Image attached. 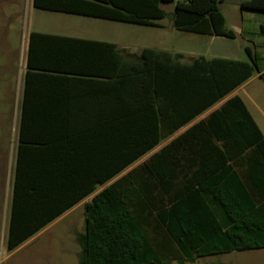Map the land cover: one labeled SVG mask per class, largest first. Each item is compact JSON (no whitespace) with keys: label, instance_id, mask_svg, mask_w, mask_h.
I'll return each mask as SVG.
<instances>
[{"label":"crops","instance_id":"obj_1","mask_svg":"<svg viewBox=\"0 0 264 264\" xmlns=\"http://www.w3.org/2000/svg\"><path fill=\"white\" fill-rule=\"evenodd\" d=\"M245 1L230 0L240 21L253 18L264 35V12L242 9ZM30 2L33 10L49 12ZM226 2L219 7L235 38L197 35L207 40L204 47L175 45L166 35L135 47L78 29L28 30L13 72L16 126L0 149V240L7 257L62 225L79 247L80 262L89 217L103 213L112 223L125 215L140 228L145 215L162 212L163 199L174 213L185 204L192 221L205 215V230L245 223L254 232L245 240L264 243V90L254 85L264 75L258 66L264 42L237 43L243 32L230 27L221 8ZM158 23L150 28L175 29ZM32 33L44 37L36 38L31 65ZM144 49L158 53L152 78L116 79L115 50L125 62L140 64ZM251 58L255 73L235 86L242 73L230 62ZM115 117H123L129 135L124 149L140 150L153 140L117 174ZM33 229L39 230L29 237ZM19 239L10 250L11 240Z\"/></svg>","mask_w":264,"mask_h":264},{"label":"trees","instance_id":"obj_2","mask_svg":"<svg viewBox=\"0 0 264 264\" xmlns=\"http://www.w3.org/2000/svg\"><path fill=\"white\" fill-rule=\"evenodd\" d=\"M222 2L223 0H34V7L49 12L159 27L158 22L167 17L163 5L174 4L173 27L177 31L234 39L235 33L227 28L219 7ZM241 7L264 12V0H248L243 2ZM41 37L44 36L31 34L29 51L31 65L36 38ZM108 46L116 49L115 45ZM247 53L250 55L248 49ZM157 54L153 50L144 49L140 54L141 63L134 64L125 62L115 50V66H117L115 69H118L115 78H128L132 81L152 78ZM181 56L177 55V57ZM251 62H230L239 66L242 73L240 83H236L235 86L253 76L256 62L253 58ZM123 122V117H115L114 174L120 172L131 159L143 155L153 146L151 138L146 142L148 143L146 148L124 149L123 145L129 135L123 131ZM168 204L163 199L162 212L145 215L144 222L142 224L139 222V225L143 226L140 228H136L131 220L130 222L123 220L125 215H116L112 223H107L103 213L98 212L89 217L83 238V256L80 264H186L194 263L198 258L264 248V243H256L249 238L245 240L244 234L254 233L245 223H242V227H235L231 231L223 232L217 225L205 230L202 222L205 215L200 214L198 221L195 219L192 221L191 216L185 212V204L179 206V212L175 213L165 208ZM69 206L71 205L67 208ZM38 230H30L28 236H32ZM23 240L19 239L15 242L11 240L9 249L13 250Z\"/></svg>","mask_w":264,"mask_h":264},{"label":"rangeland","instance_id":"obj_3","mask_svg":"<svg viewBox=\"0 0 264 264\" xmlns=\"http://www.w3.org/2000/svg\"><path fill=\"white\" fill-rule=\"evenodd\" d=\"M32 7L30 0H0V131L2 129L6 131V134L0 133V149L8 145L10 132L16 126L14 117L16 77L13 72L18 66V60L25 47L28 30L78 29L83 30L87 35L92 36L98 33L108 40L133 44L135 47L149 45L154 40L160 39L162 35H166V39H170L172 44L179 46L204 47L207 44L204 38L176 29L162 34L150 27L37 11ZM221 8L228 18L230 27L237 32H243L237 40L238 44L248 46L247 41L256 44L264 42V35L260 33L259 28L255 30L258 21L246 16L244 22H241L240 12L231 5L230 0H227ZM163 9L167 17L161 23L173 24L174 4H164ZM193 39L196 40L193 41ZM259 50L261 49L258 48ZM259 52L258 66L261 72L264 69V54ZM244 55L248 58L246 52ZM254 85H257L260 91L264 90V75ZM1 199L0 195V208L2 207ZM64 232L61 225L29 246L26 251L12 257H7L6 249L0 240V264H80L77 254L79 247L73 244ZM186 264H264V250L198 258L194 263Z\"/></svg>","mask_w":264,"mask_h":264}]
</instances>
